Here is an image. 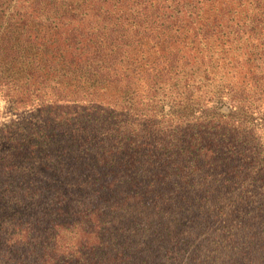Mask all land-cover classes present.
I'll use <instances>...</instances> for the list:
<instances>
[{
  "label": "trees",
  "instance_id": "trees-1",
  "mask_svg": "<svg viewBox=\"0 0 264 264\" xmlns=\"http://www.w3.org/2000/svg\"><path fill=\"white\" fill-rule=\"evenodd\" d=\"M0 96V264H264V0H0Z\"/></svg>",
  "mask_w": 264,
  "mask_h": 264
},
{
  "label": "rangeland",
  "instance_id": "rangeland-1",
  "mask_svg": "<svg viewBox=\"0 0 264 264\" xmlns=\"http://www.w3.org/2000/svg\"><path fill=\"white\" fill-rule=\"evenodd\" d=\"M41 116L33 109H17L15 104L0 96V151L8 149L9 145L2 136V130L15 123L29 125L31 122L41 123ZM207 244L211 237H206ZM208 248L214 249V245L209 244Z\"/></svg>",
  "mask_w": 264,
  "mask_h": 264
}]
</instances>
